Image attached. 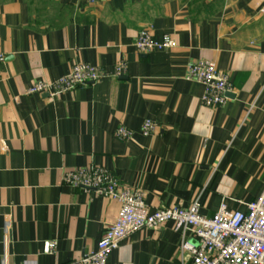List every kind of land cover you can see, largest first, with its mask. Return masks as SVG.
I'll return each instance as SVG.
<instances>
[{"label":"crops","instance_id":"1","mask_svg":"<svg viewBox=\"0 0 264 264\" xmlns=\"http://www.w3.org/2000/svg\"><path fill=\"white\" fill-rule=\"evenodd\" d=\"M264 0H0V264H68L96 248L116 200L62 184L87 166L140 192L150 212H246L264 186ZM176 43L139 53L142 29ZM208 60L228 79L222 106L185 79ZM119 78L58 97L27 94L87 63ZM145 120L154 124L142 136ZM131 131L127 140L118 128ZM196 240L189 234L184 236ZM172 222L125 239L106 264H189ZM55 242L44 253L45 242Z\"/></svg>","mask_w":264,"mask_h":264},{"label":"built area","instance_id":"2","mask_svg":"<svg viewBox=\"0 0 264 264\" xmlns=\"http://www.w3.org/2000/svg\"><path fill=\"white\" fill-rule=\"evenodd\" d=\"M86 1L93 3L97 0ZM175 46V41L169 35L158 40L147 28L138 33L134 42L135 49L142 54L168 51ZM4 59L0 53V65ZM125 70L126 64L123 61H119L112 72L87 63H78L71 67L67 75L56 80L33 82L27 94H47L54 98L103 78H119ZM185 79L204 86L200 98L203 105L217 107L228 100L230 86L227 76L218 71L211 61L199 60L188 64ZM153 129V122L145 120L141 126L142 136H150ZM131 136V131L124 127L116 131L119 139L127 140ZM61 182L71 188L116 200L121 206L115 222L106 227L96 248L68 264H106L111 252L129 236L144 229L156 228L165 222H172L173 230L180 232L182 239L179 250L188 255L189 264H264V186L260 195L246 205V212H228L221 206L213 217L206 218L198 213L197 202L188 208L162 207L150 212L142 193L121 188L116 177L100 167L73 169L63 174ZM186 233L196 242L187 240L184 237ZM54 245L53 241L45 242L44 253L52 252Z\"/></svg>","mask_w":264,"mask_h":264}]
</instances>
